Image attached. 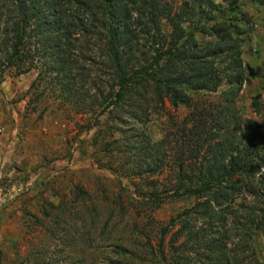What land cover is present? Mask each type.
<instances>
[{
  "label": "rangeland",
  "instance_id": "374dc122",
  "mask_svg": "<svg viewBox=\"0 0 264 264\" xmlns=\"http://www.w3.org/2000/svg\"><path fill=\"white\" fill-rule=\"evenodd\" d=\"M11 1L0 0L3 19H7ZM165 1L196 8V17L184 24L187 30L210 28L226 16L244 28L240 50L246 80L237 98L238 108L264 139V0H213L215 4ZM65 8L77 24L86 22L92 34L76 33L72 37L75 46L69 49L74 59L69 61L74 63L64 80L56 74L58 70L51 72V60L45 55L53 46L48 45L50 42L66 40L64 24L55 22L51 33L46 29L44 35H52L53 41L42 42L41 36L31 34L29 49L36 60L34 67L22 74L13 66L4 68L3 41L9 36L0 32L1 264H165L161 249L170 262L172 232L165 236L162 248L161 228L187 211L194 200H169L157 209L144 201L152 192L148 179L158 180L157 193L162 196L177 188L179 156L177 139L172 134L168 138L173 130L170 115L182 119L188 108L175 110L168 100L162 105L148 89L141 94L147 100L139 103L148 115H133L130 110L124 129H111L124 114L119 116L120 111L112 107L101 112L100 92L108 91L106 85L112 83L108 39L106 32L102 38L98 34L103 20H96V27H91L94 16L98 19L95 9L83 11L75 3ZM203 12L209 15L207 19L201 16ZM131 15L126 48L138 57L140 51L147 52L154 44L153 31L147 32L144 21H134L135 12ZM79 28L77 31H84L81 24ZM161 28L165 35L172 31L164 18ZM196 37L200 41L213 39L205 30H197ZM227 85L222 82L219 90ZM210 94L206 92L202 100L214 99ZM257 94L261 98L254 107ZM149 138L152 142L166 140L158 151H151L145 147ZM206 148L201 155L209 157ZM145 170L156 172L147 177ZM78 187L89 196L75 199ZM258 192L262 193L259 188ZM259 199L253 203L239 196L237 215L246 218L254 205H258V214L264 207V197ZM257 237L252 241L261 245L264 253V233L258 232ZM184 242L188 241L181 238L177 243L183 247ZM191 245L193 249L178 264H206L203 246Z\"/></svg>",
  "mask_w": 264,
  "mask_h": 264
},
{
  "label": "trees",
  "instance_id": "16d2710c",
  "mask_svg": "<svg viewBox=\"0 0 264 264\" xmlns=\"http://www.w3.org/2000/svg\"><path fill=\"white\" fill-rule=\"evenodd\" d=\"M199 2L215 4L213 0ZM71 3L83 11L95 9L98 19L94 16L93 23L87 22L91 27H96L99 19L103 20L98 34L102 38L106 32L112 83L106 85L108 91L100 92L101 112L112 107L120 111L119 116L124 114L111 129H124L130 110L133 115L138 112L148 115L147 109L139 104L147 100L141 94L148 89L153 90L162 105L168 100L175 110L181 106L188 108L182 119L170 115V129L173 130L168 138L172 134L177 139L179 156L175 174L177 188L162 196L157 193L158 180L148 179L152 192L144 201L157 209L169 200H194L187 211L161 228L162 248L165 236L172 232L169 239L171 261L166 262L163 249L160 250L161 261L178 264L182 257L186 258L187 251L193 249L191 244H196L203 246L202 257L206 264H264L261 245L252 241L258 240V232L264 233V207L257 214L258 205L250 206L246 218L237 215L239 209L235 208L239 196L253 203L264 197V139L260 132L253 130L257 129L253 123L243 117L237 102L246 80L240 50L244 28L234 23L232 16L225 15L210 28L196 26L187 30L184 24L196 17V8L186 3L174 6L165 0H12L7 19H3L0 5V32L9 36V40L3 41L4 68L13 66L17 74L29 72L36 60L29 49L31 34L41 36L42 42L53 41L52 35L46 37L44 34L46 29L51 33L52 25L57 22L59 26L64 24L66 40L50 42L48 45L53 46L46 49L45 55L51 60V72L58 70L56 74L64 80L74 63L69 61L74 59L69 49L75 46L72 37L76 33L92 34L86 22L81 20L77 24L76 18L71 19L66 14L65 7ZM133 12L137 16L134 21H144L147 32L153 31L154 38V44L147 52L140 51L138 57L126 48ZM201 16L207 19L209 15L203 12ZM163 18L172 28L169 35L161 28ZM80 24L82 32L76 29ZM197 30H205L213 39L200 41L196 37ZM224 81L228 85L220 91ZM206 92L212 93L209 96L214 99L202 100ZM260 98L261 94L254 97V107H258ZM242 129L247 130L243 133ZM166 139L152 142L149 138L150 143L145 142V147L156 150ZM205 147L209 157L205 153L201 155ZM144 172L150 177L156 171ZM257 175L260 176L257 178ZM75 193V199L89 196L79 187ZM181 238L188 241L183 247L177 243Z\"/></svg>",
  "mask_w": 264,
  "mask_h": 264
}]
</instances>
